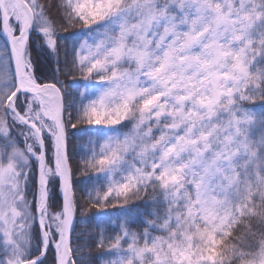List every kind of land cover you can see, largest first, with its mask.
I'll list each match as a JSON object with an SVG mask.
<instances>
[{
	"label": "snow or ice",
	"instance_id": "1",
	"mask_svg": "<svg viewBox=\"0 0 264 264\" xmlns=\"http://www.w3.org/2000/svg\"><path fill=\"white\" fill-rule=\"evenodd\" d=\"M0 37V264H264V0H0ZM69 39L78 104L30 55Z\"/></svg>",
	"mask_w": 264,
	"mask_h": 264
},
{
	"label": "trees",
	"instance_id": "2",
	"mask_svg": "<svg viewBox=\"0 0 264 264\" xmlns=\"http://www.w3.org/2000/svg\"><path fill=\"white\" fill-rule=\"evenodd\" d=\"M79 29V25L75 28H68L66 31L61 30L59 32L60 36H66L72 32H75ZM59 49L57 55H52L46 48L42 46V42L37 40L35 45L30 49L31 59L33 61L35 75L44 81H52L55 82V79L58 78L64 85V91L68 94V99L71 100L73 98L76 99L77 104L79 103V98L76 97V92L78 87H82V83L78 84V82H82V77L78 71L73 70L71 74L65 75V69L71 68V59H72V50H71V39L67 41H59ZM57 60H59V64H57ZM67 61V62H66ZM59 69V71H57ZM78 127L84 128L85 125H79ZM132 128V124H128L127 127L121 129L122 132L128 133ZM260 133L257 132L256 136L259 137ZM95 139V136H91L89 134H85L80 131H74L69 129V153L71 157V162L73 165V169L75 172V178L77 181L83 179V175L81 171H77V169H82L83 159L90 158L89 152L92 148V145L89 144V139ZM22 146V145H21ZM95 184L96 188L100 190V194L102 195L104 191H106V187H104V182L100 181L96 183L94 181H90L88 183L89 191H92L93 185ZM84 184L77 182L75 184V193L77 197L80 198L81 204H86L88 197L85 195L81 189L84 188ZM54 195L56 199L59 200L58 189L55 190ZM96 193L93 191V197H95ZM143 195V193H142ZM152 209L149 208L148 211ZM141 211H145V209H141ZM107 213V215H97V213ZM120 215L117 209L108 208V209H94L90 206L87 210L80 209L76 214L75 221V233L72 236L73 246L83 245L85 243L92 244L93 241L97 238V225H103L106 227L105 235L113 234V229L111 227H107L106 221L116 220L117 216ZM133 231H142L143 228L141 225L134 224L132 225ZM155 234V233H154ZM87 251V249H86ZM106 251V249H97L95 247L91 248V254L93 257L100 256L101 252ZM110 257H103L102 259H107ZM50 259V258H49ZM45 264H49L48 261ZM93 264H101V261L95 260Z\"/></svg>",
	"mask_w": 264,
	"mask_h": 264
},
{
	"label": "rangeland",
	"instance_id": "3",
	"mask_svg": "<svg viewBox=\"0 0 264 264\" xmlns=\"http://www.w3.org/2000/svg\"><path fill=\"white\" fill-rule=\"evenodd\" d=\"M0 45H3V39L0 37Z\"/></svg>",
	"mask_w": 264,
	"mask_h": 264
},
{
	"label": "water",
	"instance_id": "4",
	"mask_svg": "<svg viewBox=\"0 0 264 264\" xmlns=\"http://www.w3.org/2000/svg\"><path fill=\"white\" fill-rule=\"evenodd\" d=\"M3 39V38H2ZM45 82H47V83H53L52 81H45Z\"/></svg>",
	"mask_w": 264,
	"mask_h": 264
}]
</instances>
